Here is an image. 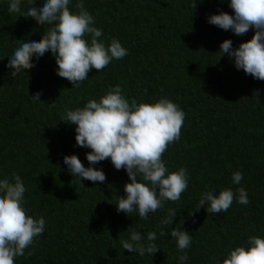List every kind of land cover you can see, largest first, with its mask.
<instances>
[{"label":"trees","instance_id":"obj_1","mask_svg":"<svg viewBox=\"0 0 264 264\" xmlns=\"http://www.w3.org/2000/svg\"><path fill=\"white\" fill-rule=\"evenodd\" d=\"M77 2L72 0L73 11ZM84 6L103 30L99 39H119L128 54L102 71L93 68L74 87L57 74L50 50L38 65L11 75L7 64L14 48L51 25L9 14L8 0H0V175L11 180L19 174L27 188V214L46 221L45 231L15 264H179L173 227L192 237L186 264H215L214 258L223 259L250 236L264 237V80L219 52L225 39L238 47L255 30L236 35L208 22L213 13L234 14L229 0H84ZM116 85L129 100L167 97L185 113L180 140L162 159L170 172L187 167L188 188L148 219L117 211L130 178L110 158L95 165L106 173L104 182L81 184L64 163L65 155L77 154L90 166L91 149L77 146L76 125L62 115ZM37 93L40 99L33 97ZM236 171L244 176L239 185L232 182ZM209 186L217 192L244 187L250 203L234 199L227 212L216 214L197 209ZM170 209L177 210L173 225L161 224ZM132 231L145 237L157 232L160 249L153 256L124 250L121 240Z\"/></svg>","mask_w":264,"mask_h":264},{"label":"clouds","instance_id":"obj_2","mask_svg":"<svg viewBox=\"0 0 264 264\" xmlns=\"http://www.w3.org/2000/svg\"><path fill=\"white\" fill-rule=\"evenodd\" d=\"M29 5L22 7L23 4ZM72 0H8V12L32 17L38 22L51 25L40 37L22 39L11 53L7 68L14 77L22 70L38 65L39 59L49 50L57 62V74L79 87L89 78L93 69L102 71L113 59L119 60L128 50L119 39L106 44L99 38L103 30L95 25V17L78 0L73 11ZM234 14L220 11L208 16V22L223 30L243 35L255 30L253 37L233 46L225 39L219 52L227 54L237 69L254 78L264 80V0H229ZM35 58V59H34ZM40 99V93L33 96ZM185 113L174 101L162 97L155 102H138L135 97L124 94L120 85L109 88L97 99H90L83 107L67 109L61 120L76 125L77 146L90 148L85 166L77 154L65 155L64 163L69 172L80 181H106V173L95 165L111 159L117 170L125 169L130 182L124 186L126 196H120L117 211L128 215L137 214L148 219L166 201H179L188 188L189 171L181 167L170 172L162 159L168 146L180 140ZM139 177V179H138ZM243 173L236 171L232 182L239 185ZM27 188L19 174L13 173L10 180L0 175V264H15V258L23 256L46 227L44 217L27 214L25 193ZM234 199L239 204L250 203L244 187L236 192L231 188L217 192L209 186L201 193L197 209L206 207L208 213L227 212ZM176 209H170L163 225H173ZM183 223V221H182ZM159 235L166 233L161 231ZM179 264H186L189 256L185 251L192 242L190 232L182 227H173ZM157 232L150 231L145 237L140 231H132L129 238L121 240L124 250L140 256H153L159 249ZM215 264H264V237L250 236L248 241L236 246Z\"/></svg>","mask_w":264,"mask_h":264}]
</instances>
